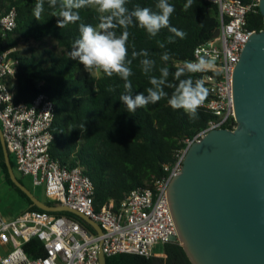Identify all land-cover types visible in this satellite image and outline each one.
<instances>
[{"label": "trees", "instance_id": "trees-1", "mask_svg": "<svg viewBox=\"0 0 264 264\" xmlns=\"http://www.w3.org/2000/svg\"><path fill=\"white\" fill-rule=\"evenodd\" d=\"M239 1L242 4L251 2ZM35 2L36 0H0V12H7L12 8L17 12L15 31L6 39H0V54L10 50V56L18 62L14 100L16 103L31 104L35 96L45 94L52 101L55 112L51 127L53 139L49 146L50 157L58 160L64 167L83 169L93 183L94 204L98 210L111 201L117 207L133 189L151 188L155 180L166 175L163 166L173 162L175 151L185 147L186 139H192L205 129L213 116L205 109H198L199 119L190 121L182 109L173 110L168 105L167 99L174 88L167 87L165 91L169 93V97L145 108H138L134 113L128 112L119 100L125 91L121 78L116 75L109 78L99 70L85 71L78 61L69 57L72 43L79 38V24L98 26L99 14L96 9L85 7L77 10L80 20L61 29L57 26L60 18L51 16L57 9L49 7L48 0H45L41 21L35 19ZM186 2L187 0H169L175 7L170 25L187 33L184 39L175 37L167 28L161 29L154 38H150L138 24L127 29L129 59L133 50H147L148 58L156 62L153 71L146 75L140 66V60L144 57L133 60L130 66L133 75L129 78L133 96L139 92L147 94L146 89L151 87L149 77H159V69L162 67L169 68L168 82L178 84L174 79L175 71L185 61L192 59L194 49L212 38L220 26L216 5L207 0H193L192 7L184 11ZM156 3L158 0H127L126 7L131 11L139 5L158 11ZM247 27L257 32L264 30L259 7L248 16ZM115 31L120 35L123 29L117 28ZM169 36L173 37L174 43L167 42ZM157 41L165 43V48H160ZM22 44L28 46L22 47ZM165 51L170 54L167 62L160 59ZM95 71L99 73L98 76L94 75ZM188 76L196 80V75L191 73H186L181 79ZM109 88L114 91H108ZM210 99L211 95L208 94L205 102ZM10 158L15 171L11 154ZM0 179L10 192L25 203V209L21 213L42 211L10 179L1 143ZM19 181L24 185L21 179ZM43 202L57 205L56 201L48 198ZM50 213L82 223L79 217L68 212ZM84 226L92 231L87 224ZM25 250L30 255L44 253L38 239L26 244ZM106 260L107 264H192L184 248L178 243L165 244L162 257L117 254Z\"/></svg>", "mask_w": 264, "mask_h": 264}, {"label": "built area", "instance_id": "built-area-1", "mask_svg": "<svg viewBox=\"0 0 264 264\" xmlns=\"http://www.w3.org/2000/svg\"><path fill=\"white\" fill-rule=\"evenodd\" d=\"M219 11V35L198 45L194 61L200 56L214 57L217 71L194 73L203 79L211 99L199 109L213 118L207 127L185 147L174 153V160L163 166L166 173L151 188L133 189L117 207L111 201L98 210L94 204L91 179L80 167L68 168L49 155L53 136L51 127L55 107L45 94L35 96L31 104L16 103L17 60L11 51L0 54V126L5 144L15 162V169L29 177L34 187L44 186L49 200L74 208L98 223L103 231L97 235L81 222L47 211H25L13 218L0 213V264H100L99 250L105 257L135 254L146 258L156 255L154 247L171 243L177 235L167 190L175 176L181 174L189 148L214 129H235L233 75L241 52L250 36L257 32L247 27V18L256 12L259 0L242 4L239 0H207ZM17 27L15 8L0 12V39ZM226 126H229L227 128ZM38 239L42 255H30L25 245Z\"/></svg>", "mask_w": 264, "mask_h": 264}, {"label": "water", "instance_id": "water-1", "mask_svg": "<svg viewBox=\"0 0 264 264\" xmlns=\"http://www.w3.org/2000/svg\"><path fill=\"white\" fill-rule=\"evenodd\" d=\"M258 7L264 20V0ZM233 107L235 129H214L195 142L167 190L177 227L170 242L180 244L192 264H264V30L253 33L241 52ZM0 143L10 179L34 206L71 213L102 235L90 217L43 202L19 181L1 126ZM99 262L107 264L101 248Z\"/></svg>", "mask_w": 264, "mask_h": 264}, {"label": "clouds", "instance_id": "clouds-1", "mask_svg": "<svg viewBox=\"0 0 264 264\" xmlns=\"http://www.w3.org/2000/svg\"><path fill=\"white\" fill-rule=\"evenodd\" d=\"M45 0H36L33 15L35 19L41 21L44 12ZM49 7L57 9L51 16L60 18L57 22L59 28H65L68 24L76 23L80 20L77 10L85 7H94L99 14L98 26L91 24H79V38L71 47L69 57L78 61L85 71L99 70L107 77L114 75L124 81V94L119 100L126 106L128 112L134 113L138 108H145L150 104H156L161 99L169 97L165 88H174L168 105L173 110L182 109L190 121L199 119L198 109L203 106L208 89L205 87L203 79H196L191 76L181 79L186 73H202L207 71L216 72L217 66L214 57L200 56L194 61H185L174 73V79L178 84L168 82L170 71L168 67L159 69V77L152 75L149 77L151 87L146 89V93L139 92L133 96V86L129 79L133 75L130 67L137 57H144L140 60V66L144 74H149L155 67V60L149 59L147 50L139 52L133 50L131 59L128 56L127 41L129 26H138L145 29L150 38H154L163 28H167L175 37L184 39L187 35L183 30L170 25V17L175 11L174 5L169 0H158L155 7L158 11H153L149 7L136 5L131 11L126 7L127 0H48ZM193 0H187L183 10L187 11L192 7ZM122 28L123 32L117 35L115 29ZM168 43H174L172 36L168 37ZM160 48H165V43L157 41ZM160 59L164 62L170 60V54L165 51ZM114 91V89H107ZM84 129V125H82Z\"/></svg>", "mask_w": 264, "mask_h": 264}, {"label": "rangeland", "instance_id": "rangeland-1", "mask_svg": "<svg viewBox=\"0 0 264 264\" xmlns=\"http://www.w3.org/2000/svg\"><path fill=\"white\" fill-rule=\"evenodd\" d=\"M33 44H30L32 46ZM28 44H22V47H27ZM94 75L98 76V72H94ZM16 176L22 180L24 185L28 187L32 193L40 200H47V196L44 191V186L34 187L31 183L29 177H24L20 173L17 172L15 169ZM25 209V203L16 197L12 192L9 191L6 184L0 179V213L5 218H12L19 215ZM154 253L156 255H163L164 253V245L158 244L154 247ZM0 254L3 255L4 253L0 249Z\"/></svg>", "mask_w": 264, "mask_h": 264}, {"label": "crops", "instance_id": "crops-1", "mask_svg": "<svg viewBox=\"0 0 264 264\" xmlns=\"http://www.w3.org/2000/svg\"><path fill=\"white\" fill-rule=\"evenodd\" d=\"M16 217V216H15ZM13 218V217H12Z\"/></svg>", "mask_w": 264, "mask_h": 264}]
</instances>
